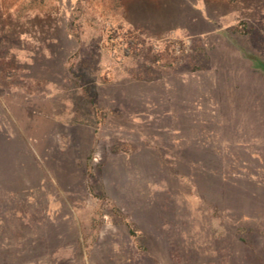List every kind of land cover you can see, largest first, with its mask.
Wrapping results in <instances>:
<instances>
[{
  "label": "rangeland",
  "instance_id": "obj_1",
  "mask_svg": "<svg viewBox=\"0 0 264 264\" xmlns=\"http://www.w3.org/2000/svg\"><path fill=\"white\" fill-rule=\"evenodd\" d=\"M263 88L264 0H0V264H264Z\"/></svg>",
  "mask_w": 264,
  "mask_h": 264
},
{
  "label": "crops",
  "instance_id": "obj_2",
  "mask_svg": "<svg viewBox=\"0 0 264 264\" xmlns=\"http://www.w3.org/2000/svg\"><path fill=\"white\" fill-rule=\"evenodd\" d=\"M264 89V88H263ZM234 111L231 142L227 146L246 150L256 163L255 173L248 177L256 186L264 187V90L261 102Z\"/></svg>",
  "mask_w": 264,
  "mask_h": 264
},
{
  "label": "trees",
  "instance_id": "obj_3",
  "mask_svg": "<svg viewBox=\"0 0 264 264\" xmlns=\"http://www.w3.org/2000/svg\"><path fill=\"white\" fill-rule=\"evenodd\" d=\"M130 44L132 46H135L136 43L134 41H131ZM12 71L13 70L11 69L10 73ZM6 76H7V73H6ZM86 96H87V94H86ZM88 100H90L89 105H90V108H91V112H90L89 117H91L92 115H95L96 117L98 115H100L102 117L103 114H98L99 110H98V107L96 105L95 100H92L90 98H88ZM91 160H92V158L90 157L88 159V166H89V162ZM112 206L114 207V211H115L116 217L118 218V219L115 218V221L117 223L122 224V225H124L126 227V229L128 230V236H130V238H133L134 241L137 242L138 249H142L143 251H145V250L147 251V247L144 246L142 240H140L141 239V234H139L138 230L135 228V224L133 222L129 221L128 216L125 215L124 213H122L121 210L114 203L112 204Z\"/></svg>",
  "mask_w": 264,
  "mask_h": 264
}]
</instances>
